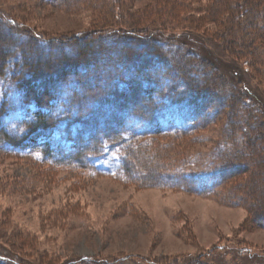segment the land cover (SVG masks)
<instances>
[{
	"label": "rangeland",
	"instance_id": "1",
	"mask_svg": "<svg viewBox=\"0 0 264 264\" xmlns=\"http://www.w3.org/2000/svg\"><path fill=\"white\" fill-rule=\"evenodd\" d=\"M56 2L0 0V35L4 38L0 43L11 53L18 50L0 77V105L8 102L0 127L26 138L20 146L0 139V264H264V226L255 222L264 203L255 183L258 179L253 178L264 168H260L264 146L260 153L248 144L249 124L244 122L254 106L250 96L259 97L258 106L264 110V26L254 53L261 60L254 69L243 67L240 78L227 71L236 63L226 56L225 44L215 41L208 48L202 37L205 29H219L208 21L221 19L216 9L228 4L226 0L192 1V8L205 10L193 15L196 24L200 19L198 31L179 26L180 20L158 30L157 34L167 40L162 43L172 48L173 54L166 57L173 72L202 87L197 91L208 97L203 113L217 114L192 133L139 141L141 149L132 164V179L126 180L115 172L63 164L36 151L38 144L60 133L52 127L30 132V123L43 108L20 100L17 96L24 95L16 89L13 78L26 71L19 50L33 51L34 38L66 42L69 47L81 39L93 42L103 30H128L114 21L120 15L117 3L124 4L129 24L133 19L155 18L154 6L163 1ZM241 5L244 7V0ZM139 26L145 30L147 25ZM205 50L211 54L204 55ZM75 51L43 49L42 58L31 52L28 61L43 65V60ZM217 51L222 56L216 57ZM89 54L101 53L94 45ZM210 56L220 59L218 75L201 62ZM247 87L251 90L245 91ZM182 91L178 90L175 98ZM233 96L240 102L235 112L237 126L231 121L234 117L228 116ZM187 111L190 109L178 113L181 116ZM220 168L230 169L232 174L228 172L216 191L206 194L162 185L156 177L178 170L195 174ZM149 174L155 178L147 177ZM252 191L255 197H250Z\"/></svg>",
	"mask_w": 264,
	"mask_h": 264
},
{
	"label": "trees",
	"instance_id": "2",
	"mask_svg": "<svg viewBox=\"0 0 264 264\" xmlns=\"http://www.w3.org/2000/svg\"><path fill=\"white\" fill-rule=\"evenodd\" d=\"M162 1L154 6L155 18L133 19L129 24L125 20L124 4L117 3L120 15H116L114 21L121 25L120 27H128V30L124 31L121 28L118 32L115 29L103 30L94 40L95 43L87 41V38L74 41L69 47L66 42H58L61 44L41 42L33 37L31 49L34 52L30 49L19 50L26 71L13 78L16 89L21 90L24 95L17 97L26 104L43 108V112L30 123L32 127L30 132L36 131L38 127H52L60 133L59 137H52L47 143L38 144L36 151L54 161H62L63 164L115 172L121 178L129 180L132 179V164L135 163L141 149L139 141L148 137L192 133L193 130L209 122L212 115L217 114L203 113L208 97L197 91L202 88L197 83L191 84L188 78L173 72L172 65L168 62L169 58L166 57L169 53L173 54L172 48L162 43L167 40L157 34L159 29L162 31L170 22L178 23L179 20L182 24H178L179 26L191 32L198 31L201 27L200 19L196 24L192 20L193 15L197 11L205 10L201 6L192 8V1L195 0ZM241 1L235 0V4L226 0L228 4L216 9L221 19L206 20L219 29H214L212 32L205 29L202 32L208 48L213 47L211 44L214 45L215 41L225 44L226 47L223 49L226 56L236 63L227 69L233 78H240L243 67L254 69L261 60L254 53L258 50L255 44L261 39L260 34L264 26V22H261V18L264 20V0H244V7ZM55 2L56 0H53V3ZM222 8H226V11ZM167 11L171 13L168 14ZM165 16H169L168 19H165ZM141 23L147 25L145 30L142 29L143 27L140 28ZM0 40L1 43L4 40L1 35ZM1 43L0 77L4 75L18 51L11 53ZM94 45L101 53L99 55L105 57L104 59H99L97 54H89ZM65 48L77 51L67 53L60 58L43 60V65L28 61L31 52L42 58L43 49L49 52H61ZM207 54L211 53L205 50L204 55ZM221 54L217 51L216 57L222 56ZM216 59L210 56L207 60L202 58L201 62L211 69V73L218 75L217 63H220V59ZM189 88H192L191 92L187 91ZM181 89H183L182 93L175 98L176 93ZM248 90L251 89L247 87L245 91ZM165 93H170L172 96H164ZM180 96L187 98L181 100ZM250 97L253 98L254 106H250L246 114L247 118L244 120L249 124L248 144L255 147V152L261 153L264 146V110L259 107L261 105L259 97ZM232 99L234 101L229 105L228 116L234 117L231 121L237 126L235 112L239 110L240 102L236 96ZM7 104V101H3L0 105V124L3 122V113ZM184 108L190 111L180 116L178 110ZM173 114L178 117L173 118ZM203 114L205 115L202 117ZM0 139L11 145L20 146L26 138L11 135L5 127H0ZM261 155L260 161H264V153ZM263 166L264 164L260 168ZM228 172L232 174V170L227 168L203 173L194 172L195 174H182L178 170L162 175L156 174V177H160L162 185L192 189L198 194H206L216 191L225 181ZM147 177L152 180L155 178L154 174H149ZM254 177L258 179L255 183L259 184L261 203H264V168L257 170ZM253 191L249 194L250 197H255ZM262 211V214L256 215L255 222L264 226V210Z\"/></svg>",
	"mask_w": 264,
	"mask_h": 264
},
{
	"label": "bare ground",
	"instance_id": "3",
	"mask_svg": "<svg viewBox=\"0 0 264 264\" xmlns=\"http://www.w3.org/2000/svg\"><path fill=\"white\" fill-rule=\"evenodd\" d=\"M207 102H208V100L205 103H207Z\"/></svg>",
	"mask_w": 264,
	"mask_h": 264
}]
</instances>
